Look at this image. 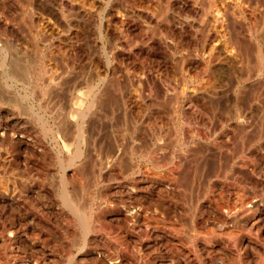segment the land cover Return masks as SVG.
I'll use <instances>...</instances> for the list:
<instances>
[{"label": "rangeland", "instance_id": "1", "mask_svg": "<svg viewBox=\"0 0 264 264\" xmlns=\"http://www.w3.org/2000/svg\"><path fill=\"white\" fill-rule=\"evenodd\" d=\"M16 1L20 12H24L20 16L18 9L10 12L15 14L12 17L18 33L10 35L0 26V46L5 48L8 43L5 49L13 54L14 61L27 64L21 68L17 64L20 75L5 78L6 88L10 85L8 90L15 97L0 103V156L3 155L0 157L3 162V165L0 162V264H264V111L258 112L262 118L258 113L254 115L263 122H256V127L247 126L249 130L246 127L248 131L243 132V137L234 127L237 111L225 103H222L224 107L216 105L218 101L211 87L207 94L196 95V98L186 93L185 86L195 82L207 84L204 75L192 77L190 73L189 76L178 60L170 70L154 58L140 61L134 56L126 57L120 43L125 38L131 43L130 38L134 39L139 31L130 36L128 33L127 37L126 31L117 27L120 22L116 20L110 24L114 35L103 30L102 35H93L95 42L91 43L92 35L85 27H78L77 36L70 33L74 28L69 21L75 17L73 11H63L62 19L67 23L64 27L43 22L38 10L29 13L25 0ZM262 6L252 13L256 16L254 21L260 23L254 22L256 26L264 28ZM106 12L103 9L99 12L105 22L108 20ZM17 18H24L23 23ZM244 21L250 24L252 20L244 17ZM149 25L146 30L149 34L158 32L155 25ZM134 41L141 42L137 37ZM175 44L181 52L187 48V55L201 49L200 45ZM78 46L87 53L83 59L76 51ZM94 54L103 62L110 59L113 68L119 67V71L114 68L113 72V75L118 72V76H107ZM33 62L36 75L30 80L27 69ZM160 63L166 71L163 74ZM250 65L248 69L253 67ZM148 68L160 84L164 81L166 95L153 90L157 98L152 89L144 90L136 82L131 88L121 76L125 75L123 69L128 70L129 75H142ZM135 69H141L140 73ZM241 70L244 75V68ZM250 70L253 74L246 83L257 76L256 79L264 78V67L258 75ZM159 71L166 76L157 74ZM166 78L169 83L173 82V88ZM110 81L112 85L116 83L114 87L109 86ZM106 86L117 91L112 92L113 103L103 99L99 104L94 94L97 90L103 92ZM122 87L128 91H123ZM139 88L143 89V96ZM34 89L39 95L33 93ZM92 94L98 105L90 106L94 99ZM211 97L216 102L210 100ZM108 101L117 104L110 106ZM77 123L85 129L84 134H90L85 135L90 142L84 140L80 145L84 154L70 162L79 145L75 142L79 141ZM69 126L71 131H67ZM115 147L121 148L120 152L124 149L119 154L122 160L109 155ZM87 220L89 226L85 224Z\"/></svg>", "mask_w": 264, "mask_h": 264}, {"label": "bare ground", "instance_id": "2", "mask_svg": "<svg viewBox=\"0 0 264 264\" xmlns=\"http://www.w3.org/2000/svg\"><path fill=\"white\" fill-rule=\"evenodd\" d=\"M20 1V0H19ZM24 1V0H23ZM22 3L20 4H23ZM29 13L31 10L35 9V11H39L40 14H38V16L40 15V19H42L43 22H51V23H56L60 26H64L65 23L64 20L62 19V13L63 11H73L75 14L74 18H71L69 21L71 24H73V30L70 32L72 34V36L78 34V27H85L86 29H88V31L90 32V35H92L90 37V42L94 43L95 39L93 38V35L96 33H100L102 35L103 30L105 31L106 34H113L114 35V30H112L110 28V24H112V22H115L116 20H118L120 22V25L117 27H122L123 31L127 34L128 37V33L129 36L131 33H135L136 31H139V33H136V37L140 39V44L138 43H134V39L132 37V39L130 38V41L133 40L132 42L134 44L129 43V39L128 41H126L125 39H123V41H119L121 42L120 45L123 49H125V53H126V57H132L134 56L135 59L136 58H140L141 59H149V58H154L162 61L163 64L165 66L164 67H168L170 68V70H172V66L174 61H179L182 70L185 69L186 73H189V76L192 74V77L194 75V77H197L199 75H204L207 81V84H203L202 83H198L196 84H191L189 86H185V83L183 84L184 89L187 91V94L191 95V96H195L199 95V96H204L205 94H207L208 92V88L211 87L210 89L214 92L215 98H217L216 101H218L217 104H227L228 106L232 107V110L237 111V119H236V125L234 127H237V131L239 130L242 133L243 136V132L248 131V127L251 126L252 124H254V126L256 125L255 123H262L263 119H261V121L259 122L255 117H257L258 112L264 111V78L260 79H256L258 78V76L256 78H252L250 83H246V80H248L250 78V76L253 74L250 73V69H252V71L258 75L260 74L264 67V28L260 27V26H256L259 25V21L258 23H256L255 18L256 16L254 15L253 10H256L257 8H261L264 7V0H25ZM25 3V2H24ZM160 4V6H159ZM24 6V5H22ZM25 7V6H24ZM26 8V7H25ZM18 9V3L16 0H0V26L3 27L5 30H8L10 32V35H16L18 33L17 31V25L16 22L14 23L13 17L12 15L15 13L14 11ZM103 9V11H107L106 13H108V15H105L108 17L107 22L104 21V19H102L99 14V12ZM14 12L12 15L10 12ZM19 11V16L21 15L20 13H22V11ZM260 11H264L263 8ZM27 12V11H26ZM17 13V12H16ZM24 13V12H23ZM22 13V14H23ZM257 13V12H256ZM255 13V14H256ZM262 13V12H261ZM260 13V14H261ZM259 14V12H258ZM15 15V14H14ZM261 16V15H260ZM259 16V17H260ZM264 16V15H263ZM244 17L252 20L250 22V24H246L244 21ZM15 18V16H14ZM104 18V17H103ZM19 20V18H17ZM22 19L24 20V18H21L19 21L21 22ZM258 19V17H257ZM260 19V18H259ZM27 20V19H26ZM30 20V19H29ZM255 20V21H254ZM31 21V20H30ZM41 21V20H40ZM117 21V23L119 24V22ZM25 22V21H24ZM256 24H255V23ZM18 23V22H17ZM23 23V21L21 22ZM264 23V22H263ZM146 24V26L144 25ZM149 24H153L155 25L154 29H158L157 33H151L149 34L146 30L148 29ZM262 24V23H261ZM48 25V24H47ZM69 25V24H68ZM152 25V27H153ZM145 26V27H144ZM150 26V25H149ZM65 27V26H64ZM115 27V26H114ZM151 27V26H150ZM1 29V28H0ZM4 29H2L3 31H5ZM31 29V28H30ZM117 29V28H116ZM153 29V28H150ZM69 30V29H68ZM33 32V30H30ZM80 31V30H79ZM98 31V32H97ZM150 31V30H149ZM36 33V32H35ZM148 33V34H147ZM163 33L167 34L166 37H168V39H166V37H164ZM34 34V33H33ZM19 35V34H18ZM125 35L122 37H125ZM132 35V34H131ZM20 36V35H19ZM14 37V36H13ZM18 37V36H16ZM21 37V36H20ZM19 37V38H20ZM39 37V36H38ZM95 37V36H94ZM100 37V36H99ZM109 37V36H108ZM33 38V37H32ZM116 38V37H115ZM13 40V39H12ZM15 37H14V41H15ZM104 40V39H103ZM137 41V40H136ZM139 41V40H138ZM176 41V42H175ZM177 42L183 43L185 44L187 47L191 46V47H196V45H200L201 49L197 50V52L195 51L194 54L191 55H187V53L185 52V46H183L184 52L186 54L183 55L184 52H181L177 49L176 44ZM60 43V42H59ZM6 43V47H7ZM18 44V43H17ZM132 44V45H131ZM179 45V44H178ZM5 46V45H4ZM20 46V44L18 45ZM58 46V45H56ZM62 46V45H61ZM119 46V45H118ZM5 47V48H6ZM59 47V46H58ZM57 47V48H58ZM68 47V46H67ZM3 46H0V103H5L8 101L13 100V98L15 97V95L11 94L10 91L8 90V88H6V84H5V78H10V77H15L16 75L18 76V74L20 73L18 68L24 67V65L26 66V61H14V56H12L10 54V52L7 51V49H5ZM9 48V47H8ZM62 48H64L62 46ZM61 48V50H62ZM110 48V47H108ZM10 49V48H9ZM180 50H182L181 48H179ZM189 49V48H188ZM18 50H20L18 48ZM25 50V49H24ZM29 50V49H28ZM72 50V49H71ZM85 49H83V47L78 46L76 47V51L78 53V55L83 56L86 55L85 54ZM120 50V49H119ZM195 49H193L194 51ZM10 51V50H9ZM73 51V50H72ZM123 51V50H122ZM192 51V52H193ZM124 52V51H123ZM122 52V53H123ZM13 53V52H12ZM76 53V52H75ZM111 53V52H110ZM189 53V52H188ZM191 53V52H190ZM23 54V53H22ZM25 54V53H24ZM38 54V53H37ZM97 54V53H96ZM115 54V53H114ZM17 55V54H16ZM69 55V54H68ZM71 55V54H70ZM95 55V54H94ZM186 55V56H185ZM24 56V55H23ZM28 56L32 59L35 57L32 56V54H28ZM63 56V55H62ZM65 56V55H64ZM88 56V55H87ZM86 56V58H88ZM124 56V55H123ZM122 56V57H123ZM17 57V56H16ZM73 57V56H72ZM96 57V55H95ZM107 57V55H106ZM112 57V56H111ZM71 58V57H70ZM125 58V57H124ZM127 58H125L124 61L127 62ZM133 58V57H132ZM22 59V58H21ZM33 59V61H34ZM64 59V58H63ZM85 59V58H84ZM118 59V58H117ZM127 59V60H126ZM131 59V58H130ZM153 59V60H154ZM253 59V61L251 60ZM19 60V59H18ZM97 62L104 68H102L103 70H105V73L108 75H113V72L119 71L117 68L112 67V64L110 62V59H105L103 62L100 58L96 57ZM123 60V59H122ZM139 60V59H138ZM138 60L136 61L138 63ZM143 60V61H144ZM249 60H251L252 62H249ZM36 61V60H35ZM118 61V60H117ZM130 61V60H129ZM134 61V60H133ZM139 61V62H140ZM74 63V62H73ZM150 63V62H149ZM158 63V62H157ZM250 63H253V67L250 65ZM17 64L19 65L18 68L16 67ZM83 64V63H82ZM120 64V63H119ZM124 64V63H123ZM153 64V63H152ZM151 64V66H152ZM156 64V63H155ZM153 64V65H155ZM252 67L250 69H248L247 66ZM69 65V64H68ZM115 66H117L116 64H114ZM127 65V64H125ZM133 65V63H132ZM150 65V64H149ZM178 65V64H177ZM176 65V67H177ZM21 66V67H20ZM96 66V65H95ZM124 66V65H123ZM144 66V64H143ZM71 67V64H70ZM74 67V66H73ZM122 67V66H121ZM148 67V66H147ZM153 68H155L156 66H152ZM152 67L150 69H152ZM96 68V67H95ZM138 68V67H137ZM143 68V67H142ZM146 68V67H145ZM146 69L145 71L143 70L142 75L140 73V71L138 69H135L134 71H139L140 75H138V73H134L135 75H129V71L126 69H123L124 72H122L125 75H120L122 76V78H126L127 83L130 85V87L132 88V86H135L133 83L136 82L135 84H139L144 90L146 89H152L153 95L155 94L154 91L157 94H164L166 93L164 91V86L163 83L164 81L162 80V84L159 83V81H157V79H155V75H153V71L150 69ZM161 67V63H160V69H162V74L163 71H165ZM175 68V67H174ZM173 68V69H174ZM244 68V75H241V73L243 72L241 69ZM67 69V68H66ZM74 69V68H73ZM101 69V68H100ZM122 69V68H121ZM128 69V68H127ZM133 69V68H132ZM166 69V68H165ZM176 69V68H175ZM174 69V70H175ZM51 70V69H50ZM102 70V71H103ZM159 70V69H158ZM169 69L167 71H170ZM28 74H29V79L31 80L35 75H36V64L35 62H33L30 66H28ZM98 71V70H97ZM100 71V72H102ZM131 71V70H130ZM136 71V72H137ZM157 72V74L162 75L160 72ZM181 71V70H180ZM183 71V73L185 72ZM25 72V71H24ZM96 72V70H95ZM99 72V71H98ZM121 72V71H120ZM133 72V71H132ZM166 72V71H165ZM164 72V74H165ZM178 72V71H177ZM182 72V71H181ZM17 73V74H16ZM59 73V72H58ZM64 73H65V69H64ZM82 73V72H81ZM97 73V72H96ZM103 73V72H102ZM101 73V74H102ZM173 73V71H172ZM191 73V74H190ZM27 74V73H26ZM40 74V73H39ZM60 74V73H59ZM118 72L115 73V77H117ZM182 74V73H181ZM234 74V78L231 76ZM251 74V75H250ZM20 75V74H19ZM54 75V74H53ZM57 77L58 74L56 73ZM63 75V74H62ZM113 75V76H114ZM117 75V76H116ZM185 75V74H184ZM188 75V74H187ZM23 76V75H22ZM28 76V75H27ZM55 76V75H54ZM125 76V77H123ZM163 76V75H162ZM166 76V74L164 75ZM163 76V77H164ZM183 76V75H182ZM181 76V77H182ZM62 77V76H61ZM76 77V76H75ZM106 77V76H104ZM114 77V78H115ZM120 77V76H119ZM169 77V76H168ZM174 77V76H173ZM22 78V77H21ZM77 78V77H76ZM84 78V77H83ZM107 78V77H106ZM112 78V77H111ZM113 78V80H115ZM121 78V80H122ZM175 78V77H174ZM180 78V75L178 76V79ZM184 78V76H183ZM182 78V79H183ZM191 78V77H190ZM201 78V77H200ZM18 79V78H17ZM23 79V78H22ZM64 79V78H63ZM75 79V78H74ZM79 79V77H78ZM90 79V78H89ZM104 79V78H103ZM160 79V77H159ZM162 79V78H161ZM172 79V78H171ZM198 79V78H197ZM13 80V79H12ZM54 79H52L51 82H53ZM77 80V79H76ZM74 80V81H76ZM84 81V79H82ZM112 80V79H110ZM120 80V78H119ZM167 82L169 81L166 78ZM184 80V79H183ZM199 80V79H198ZM201 80V79H200ZM199 80V81H200ZM203 80V78H202ZM56 81V80H55ZM59 81V80H57ZM81 81V80H80ZM82 81V83H83ZM157 81V82H156ZM161 81V80H160ZM173 81V80H172ZM177 81V80H176ZM180 81V80H179ZM187 81V80H186ZM27 82V81H26ZM90 82V81H89ZM99 82V81H97ZM96 82V84H97ZM111 82V81H110ZM116 82V80H115ZM114 82V83H115ZM50 83V82H49ZM63 83V82H62ZM72 83V81H71ZM81 83V82H80ZM81 83V84H82ZM93 83V82H92ZM113 83V85H115ZM119 83V81H118ZM169 83V82H168ZM171 83V81H170ZM169 83V84H170ZM173 83V82H172ZM172 83L170 84L172 86ZM183 83V82H182ZM188 83V82H187ZM205 83V82H204ZM57 84V83H56ZM58 84L60 85L61 83L58 82ZM80 84V85H81ZM94 83V85H96ZM102 84V83H101ZM125 84V81H124ZM168 84V85H169ZM176 84V83H175ZM179 84V83H178ZM31 85V84H30ZM58 85V86H59ZM65 84H63L64 86ZM72 85V84H71ZM76 85V84H75ZM90 85V83H89ZM111 84L109 85L111 87ZM112 85V86H113ZM120 85V84H117ZM116 85V86H117ZM127 85V84H126ZM165 85V84H164ZM188 85V84H187ZM39 86V85H38ZM57 86V87H58ZM115 86V87H116ZM137 86V85H136ZM182 86V84H181ZM54 87V85H53ZM52 89H55V87ZM60 87V86H59ZM70 87V86H69ZM78 86H75V88ZM100 87V86H99ZM102 87V86H101ZM114 87V86H113ZM125 87V85H124ZM123 88V91L124 90ZM139 87V86H137ZM174 86H172L173 88ZM180 87V86H179ZM182 87V88H183ZM80 88V87H79ZM88 88V87H87ZM117 88V87H116ZM126 88V87H125ZM142 88L140 92L143 90ZM177 88V86H176ZM174 88V90L176 89ZM10 89V88H9ZM59 89V88H58ZM71 89V87H70ZM129 89V88H128ZM136 89V88H135ZM168 89V88H167ZM170 89V87H169ZM180 89V88H179ZM51 90V89H50ZM61 90V89H60ZM102 90V88H101ZM120 90V89H119ZM132 90V89H131ZM134 90V89H133ZM154 90V91H153ZM181 90V89H180ZM183 90V89H182ZM209 91L210 93L212 91ZM53 91V90H52ZM73 91V90H72ZM81 91V89H80ZM89 91V90H88ZM96 91V90H95ZM115 91V89H114ZM112 90V88H108V86H106V88L104 87L103 92H101L100 90L96 92V94H94L95 96L97 95V98L94 97V99L91 102L90 106H93L92 103H95L96 101H98L97 103L102 104L103 99L107 100L112 98V92H114ZM128 90H126L127 92ZM164 91V93H163ZM70 92V91H69ZM75 93V91H73ZM117 92V91H115ZM121 92V91H120ZM133 92V91H132ZM137 92V91H135ZM177 92V91H176ZM175 92V93H176ZM33 93L37 96L39 95L38 91L36 89L33 90ZM57 93V91H56ZM77 93V92H76ZM91 93V92H90ZM122 93V92H121ZM120 93V95L122 96V94ZM139 93V91H138ZM145 93V91H144ZM169 93V92H168ZM167 93V94H168ZM116 94V93H115ZM113 94V95H115ZM125 94V93H123ZM141 94V93H140ZM157 94L156 97H157ZM171 95V93H169ZM181 94V93H180ZM87 97V94H85ZM89 95V94H88ZM104 95V96H103ZM119 95V94H117ZM132 95V93L130 94ZM143 96V91L142 94ZM151 95V94H150ZM166 95V94H164ZM163 95V96H164ZM182 95V94H181ZM185 95V93H184ZM213 95V94H212ZM213 95V96H214ZM50 96V95H49ZM57 96V95H56ZM137 96V95H135ZM168 96V95H167ZM172 96H174L172 94ZM171 96V97H172ZM183 96V95H182ZM207 96V95H206ZM40 97V96H39ZM38 97V98H39ZM69 97V96H68ZM71 97V95H70ZM69 97V98H70ZM73 97V96H72ZM83 97V96H82ZM84 96V98H86ZM125 97V96H124ZM128 97V96H127ZM170 97V98H171ZM210 97V96H209ZM77 99V97H75ZM89 98V96H88ZM96 98V101H95ZM116 98V97H115ZM122 98V97H120ZM129 98V97H128ZM134 98V97H132ZM141 98V97H140ZM158 98V97H157ZM160 98V97H159ZM161 98H163L161 96ZM173 98V97H172ZM171 98V100H173ZM213 98V99H212ZM214 97H211L210 100H214ZM36 99V98H35ZM81 99V98H80ZM87 99V98H86ZM85 99V100H86ZM118 99V97L116 98ZM127 99V98H126ZM126 99H124L123 101L125 102ZM130 99V98H129ZM136 99V98H135ZM145 99V98H143ZM142 99V100H143ZM149 99V98H148ZM184 99V98H183ZM39 100V99H38ZM43 100V99H42ZM115 100V99H113ZM153 100V99H152ZM158 100V99H157ZM160 100V99H159ZM169 100V99H167ZM170 100V101H171ZM204 100V99H203ZM208 100V99H207ZM206 100V101H207ZM209 100V101H210ZM35 101V100H34ZM51 101V99H50ZM77 101V100H76ZM84 101V100H83ZM111 101V99H110ZM108 101V103L110 102ZM116 101V100H115ZM119 101V100H118ZM122 101V102H123ZM150 101V99H149ZM165 101V100H164ZM214 101L213 105H214ZM215 101V102H216ZM49 102V101H48ZM89 102V101H88ZM107 102V101H106ZM113 103V101H111ZM110 102V106H115V103L112 105V103ZM123 102V103H124ZM127 102V101H126ZM132 102V101H131ZM134 102V101H133ZM132 102V104H133ZM148 102V101H147ZM161 102L163 103V101L161 100ZM167 102V101H166ZM165 102V104H167ZM181 102V101H180ZM195 102V101H194ZM13 103V101H12ZM39 103V102H38ZM95 103V104H97ZM16 104V103H15ZM36 104V103H35ZM40 104V103H39ZM59 104V103H58ZM74 104V103H73ZM72 104V105H73ZM81 104V102H80ZM117 104V103H116ZM126 104V103H124ZM123 104V105H124ZM156 104V103H155ZM154 104V105H155ZM196 104V103H195ZM204 104V103H203ZM202 104V105H203ZM211 104V103H210ZM222 104V106L224 107V105ZM98 105V104H97ZM105 105V104H104ZM107 105V103H106ZM106 105L103 107L104 109H106ZM131 105V104H130ZM135 105V104H134ZM168 105V104H167ZM194 105V103L192 104ZM198 105V102L197 104ZM45 106V105H44ZM87 106V105H86ZM101 106V105H100ZM128 106V105H127ZM126 106V107H127ZM200 106V105H199ZM37 107H39L37 105ZM79 107V106H78ZM82 107V106H81ZM96 107V105H95ZM109 106H107L108 108ZM123 107V106H121ZM125 107V106H124ZM178 106H176L177 108ZM185 107V106H184ZM190 107V106H189ZM203 107V106H202ZM213 107V106H212ZM215 107V106H214ZM22 108V107H21ZM69 108V107H68ZM110 108V107H109ZM220 108V107H219ZM112 109V108H111ZM124 109V108H123ZM122 109V110H123ZM229 109V107H228ZM39 110V109H38ZM86 110V109H83ZM103 110V109H102ZM117 110V109H116ZM129 110V109H128ZM131 110V109H130ZM178 110V109H176ZM213 110V108H212ZM211 110V111H212ZM66 111V110H65ZM218 111L219 110H215ZM231 111V110H230ZM233 111V113H234ZM33 112V111H32ZM77 112V110L75 111ZM80 112V111H79ZM96 112V111H95ZM113 112H114V108H113ZM199 112V111H198ZM36 113L33 112V114ZM70 113V112H69ZM112 113V112H111ZM126 113V112H125ZM215 113V112H213ZM212 113V114H213ZM228 113V111H227ZM231 112H229L230 114ZM258 113V114H257ZM87 114V113H86ZM90 114V113H89ZM102 114V113H101ZM171 114V113H170ZM202 114V113H201ZM200 114V115H201ZM204 114V113H203ZM223 114V113H222ZM232 114V113H231ZM255 114H257L256 116H254ZM96 115V114H95ZM180 115V114H179ZM199 115V114H198ZM261 118H262V114ZM57 116V115H56ZM70 116V115H69ZM75 116V114H74ZM203 116V115H202ZM205 116V115H204ZM224 116V114H223ZM254 118L257 120L255 121L253 119ZM55 117V116H54ZM65 117V116H64ZM78 117V116H77ZM222 117V116H221ZM236 117V116H235ZM40 119V117H37ZM73 118V117H72ZM81 118V117H80ZM84 118V117H83ZM90 118V117H88ZM96 118V117H95ZM172 118V117H171ZM212 118V117H211ZM260 120V116L258 117ZM264 118V116H263ZM65 119V118H64ZM219 119V118H218ZM224 119V118H223ZM37 120V119H36ZM41 120V119H40ZM63 119H61L62 121ZM66 120V119H65ZM78 120V118H77ZM86 120V119H85ZM97 120V119H96ZM200 121H203L201 119H199ZM38 121V120H37ZM73 121V120H72ZM193 121V120H192ZM210 121V120H209ZM228 121V120H227ZM231 121V120H230ZM233 121V120H232ZM74 122V121H73ZM83 122V121H82ZM68 124L69 121L67 122ZM84 123V122H83ZM127 123V122H126ZM170 123V122H169ZM59 124V123H57ZM66 124V121H65ZM95 124V123H94ZM161 124V123H160ZM194 124V123H192ZM196 124V123H195ZM39 125V124H38ZM72 125V124H70ZM76 125V124H75ZM90 125V124H89ZM99 125V124H98ZM201 125V124H200ZM203 125V123H202ZM67 126V124H66ZM78 128L76 127V129H78V132L76 130V135H78V139L79 141H75L76 143H78V147L77 152H74L73 157H70L68 161H73V159L75 160V158L81 157L84 154V150L83 148L80 147V145H83V141L86 140L88 138V136L86 137L85 135L89 134L85 132V129H83V126L79 125L77 123ZM88 126V125H87ZM188 126V125H187ZM248 126V127H247ZM259 126V125H258ZM60 127V126H59ZM70 127V126H69ZM86 127V125H85ZM90 127V126H88ZM96 127V126H95ZM211 127V126H210ZM230 127V125H229ZM247 127V129H246ZM249 127V128H251ZM256 127V126H255ZM255 127H253L255 129ZM260 127V126H259ZM196 128V126L194 127ZM258 128V127H257ZM256 128V129H257ZM64 129V128H62ZM68 129V128H66ZM72 128L70 127L67 131H71ZM74 129V128H73ZM3 130V129H2ZM56 130V129H55ZM87 130H90L89 128H87ZM128 130V129H127ZM162 130V129H161ZM170 130V129H169ZM212 130V129H211ZM231 130V129H230ZM234 130V129H233ZM236 130V129H235ZM4 131V130H3ZM60 131V130H59ZM58 131V132H59ZM236 131V132H237ZM97 132V130H96ZM235 132V131H232ZM257 132V131H255ZM61 133L64 136V132L63 130H61ZM66 134L68 132H65ZM71 133V132H70ZM155 133V132H154ZM195 133V132H194ZM193 133V134H194ZM226 133V132H225ZM239 133V132H238ZM72 134V133H71ZM240 134V133H239ZM238 134V136H239ZM6 135V132H5ZM61 135V134H60ZM68 137L70 138L71 135L67 134ZM75 135V134H74ZM90 135V134H89ZM92 135V134H91ZM172 135V134H171ZM199 135V134H198ZM257 135V133H256ZM262 135V132H261ZM62 136V137H63ZM197 136V135H196ZM66 137V139L68 138ZM72 137V136H71ZM76 137V136H75ZM73 137V138H75ZM86 137V138H85ZM90 137V136H89ZM173 137V136H172ZM192 137V136H191ZM241 137V135H240ZM244 137V136H243ZM243 137H241L243 139ZM101 138V137H100ZM71 139V138H70ZM77 139V140H78ZM95 139V138H94ZM179 139V138H178ZM230 139V138H229ZM82 140V141H80ZM89 141V139H87ZM101 140V139H100ZM170 140V139H169ZM255 140V139H254ZM86 141V142H88ZM95 141V140H94ZM201 141V140H200ZM85 142V141H84ZM90 142V141H89ZM173 142V141H172ZM196 142V141H195ZM76 143L74 144L75 146ZM100 143V142H99ZM130 143V142H129ZM85 144V143H84ZM88 144V143H87ZM86 146V145H85ZM119 146V145H118ZM121 146V145H120ZM138 146V145H137ZM142 146V145H141ZM140 146V149H141ZM145 148L147 147L146 144H144ZM162 146V145H161ZM123 147V146H121ZM157 147V146H156ZM198 147V146H197ZM217 147V146H216ZM143 148V147H142ZM199 148V147H198ZM2 149V148H1ZM88 148L85 147V150ZM121 149V148H120ZM119 148H114V149H110L111 152L109 155L113 156V157H117L119 158V154L122 153L121 150L120 152ZM134 149V148H133ZM144 149V148H143ZM154 149V148H153ZM197 149V148H196ZM99 150V149H98ZM137 150V149H136ZM145 150V149H144ZM199 150V149H198ZM4 151V150H3ZM125 151L126 150L125 148ZM142 151V150H141ZM146 151V150H145ZM143 151L144 154H146V152ZM161 151V150H160ZM207 151V150H206ZM101 152V150H100ZM196 152V151H195ZM129 153V152H128ZM127 153V154H128ZM133 153V152H132ZM154 153V152H153ZM185 153V152H184ZM3 154V153H2ZM6 155V153H4ZM204 154V153H203ZM108 155V154H107ZM108 155V156H109ZM123 155H126L125 153H123ZM129 155V154H128ZM181 155V154H180ZM3 156V155H2ZM0 156V157H2ZM86 156V155H85ZM84 156V157H85ZM104 156V155H103ZM131 156V155H130ZM5 157V156H4ZM3 157V158H4ZM96 157V156H95ZM172 157V156H171ZM233 157V156H231ZM86 158V157H85ZM89 158V157H88ZM112 158V157H110ZM109 158V159H110ZM122 158V157H121ZM128 158V157H127ZM153 158V155H152ZM177 158V157H176ZM203 158V157H202ZM94 159V158H93ZM120 159V158H119ZM231 159V158H230ZM3 160V159H2ZM95 160V159H94ZM118 160V159H116ZM122 160V159H120ZM70 161V162H71ZM198 161V160H197ZM196 161V162H197ZM0 162H2L0 160ZM7 161H5L4 163H6ZM95 162V161H94ZM93 162V163H94ZM122 163V161H120ZM129 162V161H127ZM181 162V161H180ZM221 163V162H220ZM95 164V163H94ZM112 164V163H111ZM179 164V163H178ZM3 165V162H2ZM5 165V164H4ZM71 165V164H70ZM73 165V164H72ZM124 165V164H123ZM129 165V164H128ZM242 165V164H241ZM69 166V165H68ZM133 166V165H132ZM126 167V166H125ZM177 167V166H176ZM123 169V167H122ZM190 169V168H189ZM104 171V170H103ZM64 174V173H63ZM181 174V173H180ZM168 175V174H167ZM172 176V175H171ZM177 179V178H176ZM8 182V181H7ZM11 182V181H10ZM13 182V181H12ZM62 183V181H61ZM63 187V186H62ZM63 190V189H62ZM64 195V192H63ZM62 197V196H61ZM247 198V197H246ZM65 199L69 202V197L67 194H65ZM252 199V198H251ZM252 201V200H251ZM70 203V202H69ZM70 205V204H69ZM72 207V206H70ZM90 208V207H89ZM227 209V208H226ZM225 209V210H226ZM90 211V210H89ZM230 211V210H229ZM79 218V217H78ZM87 219V218H86ZM232 219V218H231ZM89 220L85 221L86 225L89 226ZM88 223V224H87ZM89 229V228H88ZM85 230V229H84Z\"/></svg>", "mask_w": 264, "mask_h": 264}]
</instances>
